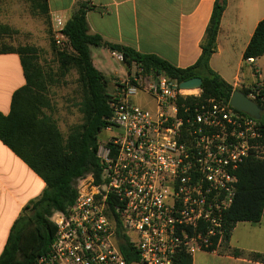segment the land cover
<instances>
[{"label": "built area", "instance_id": "obj_1", "mask_svg": "<svg viewBox=\"0 0 264 264\" xmlns=\"http://www.w3.org/2000/svg\"><path fill=\"white\" fill-rule=\"evenodd\" d=\"M66 24L53 20L54 37L72 50ZM181 83L151 72L116 85L100 174L78 178L74 204L51 215L55 239L37 264H176L181 253L222 247L239 168L264 161V81L247 95L260 119ZM140 95L154 109L138 104Z\"/></svg>", "mask_w": 264, "mask_h": 264}, {"label": "trees", "instance_id": "obj_2", "mask_svg": "<svg viewBox=\"0 0 264 264\" xmlns=\"http://www.w3.org/2000/svg\"><path fill=\"white\" fill-rule=\"evenodd\" d=\"M34 1H38L40 13L49 22L48 0ZM227 5L228 0H215L201 44V56L193 66L181 69L157 55L142 54L91 34L87 22L90 0H80L79 8L64 29L72 50L60 51L53 43L62 75L76 69L82 89L79 111L83 122L73 126L66 137L53 117V105L48 96L49 81L36 62L37 49L0 44V54L20 56L26 79V84L13 94L9 114L0 113V140L46 183L41 197L31 201L12 226L0 264H37L38 259L49 252L55 239L56 228L51 215L55 211L65 212L74 204L77 197L74 185L78 178L88 173L100 174L99 136L110 125L112 109L107 90L109 81L92 63L91 48L104 46L119 53L129 75L136 67L143 73H162L180 82L200 77L203 79V98L228 102L236 89L209 66L218 51L216 39ZM8 32L7 26L0 25L2 36ZM263 56L264 19L257 25L243 59ZM239 90L249 94L246 88ZM239 169L235 203L224 218L223 246H229L238 223L259 224L264 215V161L249 160ZM231 254L264 264V253L246 254L235 249ZM176 261V264H194L193 256L187 253L179 254Z\"/></svg>", "mask_w": 264, "mask_h": 264}, {"label": "crops", "instance_id": "obj_3", "mask_svg": "<svg viewBox=\"0 0 264 264\" xmlns=\"http://www.w3.org/2000/svg\"><path fill=\"white\" fill-rule=\"evenodd\" d=\"M80 0H48L49 15L68 22L79 8ZM215 0H90L87 22L91 34H98L106 42L132 48L139 53L157 55L177 68L186 69L201 56V44L205 37ZM264 19V0H228L218 35V51L210 61V67L228 82L224 67L217 60L240 47L243 53ZM94 66L110 82L129 77L119 70H110L109 56L123 63L119 53L106 47H92ZM263 57L249 63L242 59L237 65L233 83L241 89L256 80L264 81L259 67ZM124 64V63H123ZM126 67V66H125ZM249 67L250 75H243ZM229 83V82H228ZM26 84L21 58L18 54H0V113L7 115L11 109L13 94ZM116 88V85H115ZM46 188L44 180L0 140V256L2 255L12 226L22 210L41 197ZM259 225L264 222V215ZM252 252L264 253V235L253 236ZM204 253L195 261L197 254ZM193 256L194 264H261L231 253L199 252Z\"/></svg>", "mask_w": 264, "mask_h": 264}, {"label": "rangeland", "instance_id": "obj_4", "mask_svg": "<svg viewBox=\"0 0 264 264\" xmlns=\"http://www.w3.org/2000/svg\"><path fill=\"white\" fill-rule=\"evenodd\" d=\"M38 1L34 0H0V25L7 26L10 29L7 35L0 33V44L11 47L30 46L37 49V63L45 73L49 81L48 96L53 105V117L57 121L60 130L66 137L70 129L83 122V116L79 111V104L82 98V89L78 82V71L71 69L65 76L59 69L58 60L55 54L53 43L56 49L62 51H71V49H62L57 46L51 18L48 19L40 13L37 7ZM243 49L234 48L230 53L225 54L217 60L219 66L224 67L225 79L233 83L234 75L238 64L242 59ZM110 70H119L123 76L126 67L119 63L117 59L109 56L107 60ZM259 67L264 72V58L260 60ZM250 68L245 67L243 75H250ZM132 73L142 74L143 72L133 67ZM151 73V72H150ZM115 78L108 82V93L115 91V85L119 83ZM251 86L246 87L249 90ZM135 101L143 107L154 109V103L148 97L138 96ZM51 113V111H47ZM112 132L105 129L99 136V145H104L110 139ZM256 232L264 235V222L262 225L248 222L238 223L233 231L229 246H223L218 253H232L238 249L244 253L252 252L253 237ZM204 253L195 256V261Z\"/></svg>", "mask_w": 264, "mask_h": 264}, {"label": "water", "instance_id": "obj_5", "mask_svg": "<svg viewBox=\"0 0 264 264\" xmlns=\"http://www.w3.org/2000/svg\"><path fill=\"white\" fill-rule=\"evenodd\" d=\"M202 86L203 79L200 77L184 81L180 84V88L184 90L201 89ZM230 102L236 110L254 116L256 119H260L263 109L240 90L234 91Z\"/></svg>", "mask_w": 264, "mask_h": 264}]
</instances>
